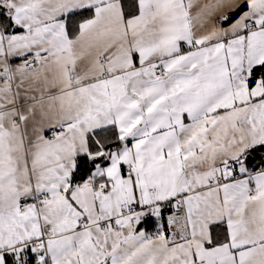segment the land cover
Wrapping results in <instances>:
<instances>
[{
    "label": "snow or ice",
    "instance_id": "1",
    "mask_svg": "<svg viewBox=\"0 0 264 264\" xmlns=\"http://www.w3.org/2000/svg\"><path fill=\"white\" fill-rule=\"evenodd\" d=\"M0 264H264V0H0Z\"/></svg>",
    "mask_w": 264,
    "mask_h": 264
}]
</instances>
